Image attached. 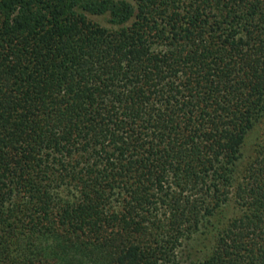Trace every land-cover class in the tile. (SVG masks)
Instances as JSON below:
<instances>
[{
  "label": "trees",
  "instance_id": "obj_1",
  "mask_svg": "<svg viewBox=\"0 0 264 264\" xmlns=\"http://www.w3.org/2000/svg\"><path fill=\"white\" fill-rule=\"evenodd\" d=\"M0 264H264V0H0Z\"/></svg>",
  "mask_w": 264,
  "mask_h": 264
},
{
  "label": "rangeland",
  "instance_id": "obj_2",
  "mask_svg": "<svg viewBox=\"0 0 264 264\" xmlns=\"http://www.w3.org/2000/svg\"><path fill=\"white\" fill-rule=\"evenodd\" d=\"M124 1H128V2H132V0H124ZM94 22H97L99 23L100 25H103V26H106L107 25V20H108V17L107 16H104V17H101V18H98V17H93L91 18ZM258 135L259 133H255L252 137V139H249L248 140V143H249V147H251L252 145H254V142H257L258 140ZM252 150V149H251ZM228 213L229 215L228 216H231L235 211H234V206H233V203H231L228 208Z\"/></svg>",
  "mask_w": 264,
  "mask_h": 264
}]
</instances>
